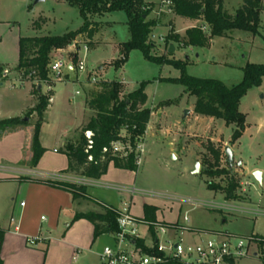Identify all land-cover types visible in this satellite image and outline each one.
Wrapping results in <instances>:
<instances>
[{
	"label": "rangeland",
	"instance_id": "374dc122",
	"mask_svg": "<svg viewBox=\"0 0 264 264\" xmlns=\"http://www.w3.org/2000/svg\"><path fill=\"white\" fill-rule=\"evenodd\" d=\"M35 1L0 0V68L7 73L16 67L12 36L55 37L78 31L83 26L79 10L63 0H45L39 4ZM143 1L149 6L148 20L156 24L151 36L156 46L153 55L185 63L188 76L218 81L231 89L242 81L243 71L248 65L264 66V0L261 3L259 35L233 31L227 37L212 38L203 47H184L173 41L178 36L184 38L187 30L201 27V22L175 16L171 6L162 5L166 0ZM222 1L230 16L244 5V0ZM91 20L101 24L92 50L85 54L84 45H81V51L72 47L54 52L52 56L53 62L63 60L75 64L83 59L87 63V73L63 69L60 78L51 75L49 83L32 84L34 93L39 86H45L44 91L47 88L53 90L45 94L53 101L49 102V113L46 111L44 114L47 122L40 131L43 145L58 147L65 138L71 139L79 134L76 127L88 116L86 100L98 91L100 83L118 81L126 94L146 84L147 106L153 118L150 119L146 139L144 136L136 151L140 155L137 164L140 187L158 197L180 202L179 222L169 225L181 224L198 231L206 240L213 235L248 240L252 242L248 255L236 264H264V245L253 240L254 236L264 239V80L261 87L251 89L241 100L239 112L246 117L247 129L241 139L232 142L235 126L197 114L196 98L184 87L167 81L180 78L181 70L149 62L139 51L131 52L121 69L114 68L119 58L118 45L130 40L125 13H110ZM203 30L209 35L207 28L203 27ZM171 46L175 50L173 54L169 53ZM75 53L77 57H74ZM16 70V76L22 79ZM92 79L97 83L91 82ZM3 92L6 100L3 109L6 112L0 113L5 118L19 115L18 111L27 102L26 89L6 87ZM37 104L35 96V106L25 115L27 124L32 126L39 120L34 112ZM185 111L189 112L187 116ZM155 130L158 131L156 136ZM226 147L234 152L231 169L225 155ZM172 148H175L177 158L172 156ZM211 150L219 152V159L216 160ZM196 162L200 163V172L192 175L190 172ZM237 162L242 165L238 166ZM257 170L263 173L261 184L253 177ZM230 185L236 187L233 198L227 200L226 191ZM83 199L102 211L111 208L89 196ZM6 204L0 195L1 208ZM185 215L188 223L184 222Z\"/></svg>",
	"mask_w": 264,
	"mask_h": 264
},
{
	"label": "trees",
	"instance_id": "16d2710c",
	"mask_svg": "<svg viewBox=\"0 0 264 264\" xmlns=\"http://www.w3.org/2000/svg\"><path fill=\"white\" fill-rule=\"evenodd\" d=\"M63 1L79 10L84 22L83 26L78 31L62 36L21 38L16 71L23 80L40 84L51 82L50 66L53 63L54 52L69 50L73 46L78 48L81 45H85L89 52L95 47V39L101 28L100 23L92 22L91 19L123 12L127 16L130 40L118 45L119 58L114 68L121 69L128 61L130 53L139 51L149 62L181 70L180 78L167 81L184 87L187 93L196 98L197 114L223 120L227 125L235 126L232 142L242 138L246 130V117L239 112L240 102L251 89L261 87L264 80V66L248 65L243 71L242 81L231 89L218 81L194 78L186 74L185 63L153 55L156 46L151 36L156 24L148 20L149 6L143 0ZM261 3L262 0H244L243 7L234 16H230L225 11L222 0H172L171 10L175 16L202 24L201 27L187 30L184 38L178 36L173 41L184 47H203L207 46L212 38L227 37L233 31L257 36L261 30ZM203 27L209 30V35L204 32ZM34 96L38 102L34 112L37 113L39 120L34 125L31 168L38 166L46 152L40 143V131L44 123V114L50 106V96L42 94L38 88ZM148 101L146 84L126 94L123 85L118 81L100 83L98 91L93 92L91 98L85 103L93 116L87 125L80 129L78 139L75 142H67L62 149V153L68 159V168L63 173L99 180L107 174L110 165L119 170L137 172L139 158L136 152L137 147L144 138L151 119ZM21 124L26 123L20 119L0 123L3 127ZM87 132L92 133L91 146L85 135ZM116 145H121L123 151L115 153ZM211 152L216 160L219 159V152L215 150ZM47 184L70 193L73 200L83 199L87 195L85 187L67 183L48 182ZM235 187L233 185L228 187L227 200L233 198ZM157 211V208L153 206H144L143 222L149 224L152 235L155 234L152 224L158 223ZM118 218L116 209L105 208L103 213L76 214L71 224L80 220L91 223L94 227V241H96L103 235L114 236L120 233ZM3 237L4 233L0 232V243ZM253 240L259 242L261 246L264 245V239L254 236ZM135 243L144 249V241L135 240ZM0 264H3L1 259Z\"/></svg>",
	"mask_w": 264,
	"mask_h": 264
},
{
	"label": "crops",
	"instance_id": "0c3cea01",
	"mask_svg": "<svg viewBox=\"0 0 264 264\" xmlns=\"http://www.w3.org/2000/svg\"><path fill=\"white\" fill-rule=\"evenodd\" d=\"M20 39L19 35L12 36L16 67L9 68V73L0 68V112H6L3 109L6 101L3 91L6 87L12 90L16 86L26 89L27 102L17 116L5 118L0 113V123L12 119L23 121L26 113L35 106L33 83L18 78L15 72L19 62ZM69 69L73 72L71 67ZM44 87H38L42 94L48 91H44ZM85 109L88 116L76 127L77 132L93 116L86 104ZM24 123L15 128L0 125V195H3L7 203L3 208L0 206V232L4 233L0 243V259L3 264H101L99 256L102 249L114 243L113 235H103L94 241V227L86 220L71 224L76 214L103 213L100 207L84 199L73 200L70 193L49 186L48 182L85 187L86 196L118 210L129 205L130 214L141 221L144 219V206L157 208L156 217L160 223L169 225L180 218V202L158 197L141 188L139 170H119L110 165L107 174L99 180L64 174L68 168V159L62 149L67 142H75L78 133L71 138L74 140L65 138L60 146L54 148L45 147L40 138L46 152L38 166L31 168L34 126ZM155 131L156 136L158 131ZM171 152L176 157L175 148ZM138 230L140 240L151 245V238L155 234L152 235L145 225L139 226ZM32 241H36L34 245H31Z\"/></svg>",
	"mask_w": 264,
	"mask_h": 264
},
{
	"label": "built area",
	"instance_id": "2783aa9c",
	"mask_svg": "<svg viewBox=\"0 0 264 264\" xmlns=\"http://www.w3.org/2000/svg\"><path fill=\"white\" fill-rule=\"evenodd\" d=\"M162 5L171 6L172 0L163 1ZM73 48L76 49V46ZM81 49L82 47L77 48L79 51ZM83 52L85 54L88 52L85 45ZM75 55L77 57L76 53ZM69 67L73 72L77 71L80 74L87 73L88 68L83 59L78 60L75 64L57 60L51 64L50 70L52 75L60 78L62 70L69 71ZM91 82L97 83L96 79H92ZM47 89L48 92L52 91L51 88ZM76 95H80V93L77 92ZM50 101L52 102V99ZM85 135L91 146L92 133L87 132ZM122 151L121 145L114 147L115 153ZM138 160L140 161V155ZM188 202L192 203L191 200ZM21 206L24 207L25 204H21ZM117 213L120 233L113 236L114 243L112 245L102 249L99 256L101 264H169L172 262L180 264H231L234 262L236 264L239 260L247 257L250 243H252L248 240L224 235H213L206 240L198 231L191 230L181 224L180 226L178 224L162 225L158 222L152 224L155 235L151 238V245L145 244V251L137 246L135 240L141 239L138 227L145 225L149 228V224L133 217L130 214L129 205H124L122 209L117 210ZM184 222H189L187 215L184 217ZM35 242L32 241L31 245H34Z\"/></svg>",
	"mask_w": 264,
	"mask_h": 264
},
{
	"label": "water",
	"instance_id": "95a60500",
	"mask_svg": "<svg viewBox=\"0 0 264 264\" xmlns=\"http://www.w3.org/2000/svg\"><path fill=\"white\" fill-rule=\"evenodd\" d=\"M45 0H36L35 1V4H39V3H42V2H44ZM174 47L173 46H171L170 47V50H169V53L170 54H173L174 53ZM39 89H41V88H39ZM189 114V112L188 111H185L184 112V115L185 116H187ZM24 122H28V119H24L23 120ZM225 155H226V157H227V163H228V165H229V168L231 169V168H233V165H234V154H233V150L230 148V147H226L225 148ZM237 165L238 166H241L242 164H241V162H237ZM200 172V163L199 162H196V164H195V167H194V169L191 171V174L192 175H197L198 173ZM253 177H254V179L258 182V183H262V173L260 172V171H255V172H253Z\"/></svg>",
	"mask_w": 264,
	"mask_h": 264
}]
</instances>
